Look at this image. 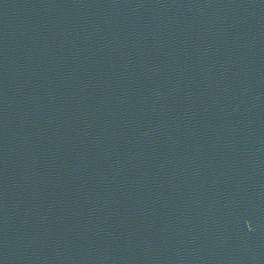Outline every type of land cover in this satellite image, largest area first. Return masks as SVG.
I'll use <instances>...</instances> for the list:
<instances>
[{"label": "water", "instance_id": "obj_1", "mask_svg": "<svg viewBox=\"0 0 264 264\" xmlns=\"http://www.w3.org/2000/svg\"><path fill=\"white\" fill-rule=\"evenodd\" d=\"M0 264H264V0H0Z\"/></svg>", "mask_w": 264, "mask_h": 264}]
</instances>
